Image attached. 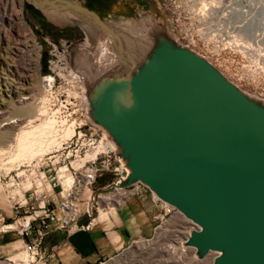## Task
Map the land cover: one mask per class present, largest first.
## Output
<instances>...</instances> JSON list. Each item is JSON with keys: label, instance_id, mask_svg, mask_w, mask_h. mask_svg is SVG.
Instances as JSON below:
<instances>
[{"label": "water", "instance_id": "water-1", "mask_svg": "<svg viewBox=\"0 0 264 264\" xmlns=\"http://www.w3.org/2000/svg\"><path fill=\"white\" fill-rule=\"evenodd\" d=\"M22 1L104 36L115 53L102 65L96 55L79 62L70 45L68 80L126 170L118 187L144 186L194 223L182 246L197 259L264 264V98L181 44L159 14L137 26L77 0Z\"/></svg>", "mask_w": 264, "mask_h": 264}, {"label": "rangeland", "instance_id": "rangeland-1", "mask_svg": "<svg viewBox=\"0 0 264 264\" xmlns=\"http://www.w3.org/2000/svg\"><path fill=\"white\" fill-rule=\"evenodd\" d=\"M152 1L154 4L153 9H146L144 11L141 9L139 12L141 17L135 19L137 26H140L143 18L150 19L157 17L159 14L161 23L173 37L181 44L189 46L199 54L208 57L232 81L235 80L225 66V55L221 54L219 58L214 56L211 53L212 43H216L222 39L231 41L233 39L232 37H235V41H240V43L253 48L256 47L255 42H257L258 47L264 50V0H229V2L226 0L225 6L219 5L220 8H215L214 6L211 7L212 9L214 8L213 10L210 8L207 11L202 10L203 3L200 0ZM205 1L209 2L211 0ZM21 2V16L25 27L18 25V16L16 14L13 15L10 10L12 8L11 4L6 0H0V98L2 94L3 98L9 101L12 98L16 100L20 97L35 94L34 99L36 103H40L43 98L41 87L42 76L49 71L48 63L51 59L52 44H55L59 51H64L67 60H69V55L76 51L74 49L73 52H70L69 46H80L86 43L88 37L81 28L73 30L63 27L49 18L35 15L25 2L22 0ZM4 12L6 15H4ZM105 18L107 17L105 16ZM114 18L115 23H124L127 20L122 15L114 16ZM212 34H215L214 39H212ZM228 36H231V38H228ZM34 42L36 47H32ZM74 55L76 58L80 57L79 54L77 55V52ZM11 57L13 58L11 59ZM14 80L18 83H15ZM30 84L35 85L37 88L33 91L28 90L27 88ZM7 87L8 89H6ZM245 89L243 87V90ZM9 95H11V98L8 97ZM259 97L264 98V96ZM0 110L8 111L2 115V119L10 117L12 118L11 120H14L26 116H21L17 113L12 114L11 109L9 110L6 105H2L1 101ZM1 120L0 125L6 122ZM1 129L5 128L1 127ZM37 161L38 159L33 163L35 164ZM27 165L25 163L20 169L0 173V214L5 216L3 210H10V203L8 201L9 194H21L20 189L10 187L16 174L19 176V173H21V177L16 179V182H20L23 189L28 188L26 185L30 186V173L33 171L32 169L27 171V169H30L27 168ZM36 172L39 173L38 169H36ZM111 176L112 173L108 171L102 172L93 186V190L96 191L108 184L112 178ZM106 211L99 210V213L101 214V212ZM6 218L10 221L13 219V215L10 218ZM195 228L196 225L194 223L186 219L176 210L174 214L159 226V229L156 230L157 234L152 239L149 241H135L119 256L104 263L212 264L215 257L214 253H210L212 256L209 254L204 259H197L194 249L182 247L181 242ZM160 233H164L167 236L163 234V237ZM12 238V236H7L5 239L11 240ZM179 241H181L180 244ZM168 246L176 247L178 252L176 251L169 255L168 251L170 249ZM22 250H15L9 255L0 256V259L10 258ZM172 257L175 259L176 257H180V260L176 262V260L171 259Z\"/></svg>", "mask_w": 264, "mask_h": 264}, {"label": "built area", "instance_id": "built-area-1", "mask_svg": "<svg viewBox=\"0 0 264 264\" xmlns=\"http://www.w3.org/2000/svg\"><path fill=\"white\" fill-rule=\"evenodd\" d=\"M214 38L215 34H212ZM255 43L258 51L240 41L222 39L211 44V53L217 58L225 55V66L242 89L245 87V91L251 94L264 96V50ZM52 46L49 71L42 76L44 103L41 105L59 122L60 128L61 122L73 120L74 132L71 137L61 140L60 147L51 150L35 164L27 165L30 168L27 171H33L27 189L16 182L21 176L15 175L10 187L20 189L21 194H9L13 219L8 221L0 214V233H16L23 239L27 261L14 262L6 258L0 259V264H48L51 255L41 250V244L50 228L56 227L67 233L85 228L78 226L81 205H84V215L93 221L101 205H106V210L116 208L128 197L147 189L141 185L126 189L118 187L126 177V170L116 161L115 148L105 132L87 120L81 90L68 80L66 53L59 51L55 44ZM104 171L112 173L111 180L101 189L93 190ZM53 192L59 197L58 202L54 200ZM105 192H112V199H105ZM166 206L170 217L176 210Z\"/></svg>", "mask_w": 264, "mask_h": 264}, {"label": "crops", "instance_id": "crops-1", "mask_svg": "<svg viewBox=\"0 0 264 264\" xmlns=\"http://www.w3.org/2000/svg\"><path fill=\"white\" fill-rule=\"evenodd\" d=\"M53 198L59 201L56 192ZM3 211L6 217L12 216L10 210ZM167 218L166 204L148 189L128 197L116 208L95 214L93 221L84 215V205H81L78 226L85 228L71 233L50 228L41 250L51 255L48 264H100L119 256L135 241L152 239ZM7 236L13 238L6 240ZM22 243L23 239L16 233H0V256L18 250Z\"/></svg>", "mask_w": 264, "mask_h": 264}, {"label": "bare ground", "instance_id": "bare-ground-1", "mask_svg": "<svg viewBox=\"0 0 264 264\" xmlns=\"http://www.w3.org/2000/svg\"><path fill=\"white\" fill-rule=\"evenodd\" d=\"M6 1H8L11 4L12 8L9 9L12 11L13 15L16 14L18 16V21H19L18 25L25 27V23L21 16V6H22L21 0L18 1L6 0ZM200 1L203 3L202 4L203 11L210 10V8L214 6L215 8L219 7V5L225 6V3L227 2L226 0H211L209 2H206L205 0H200ZM213 9L211 8V10ZM4 15H6L5 12ZM49 18L58 24H63L67 20L65 16H61V15H50ZM232 41L235 42V37L234 39H232ZM246 46L251 47L249 45ZM32 47H36L35 42L33 43ZM252 50H257V49L252 47ZM77 52L80 54L79 62H83V60L87 59L88 57H93L94 55H96L99 57V61L97 63L101 65L104 64V62L106 61L110 62L115 54L113 53V50L109 42L105 39V37L92 30H88V40L86 41V43H83L77 47ZM12 58L13 57H11V59ZM96 67L100 68V65H96ZM14 82L18 83L16 82V80H14ZM35 88H37L35 87V85L30 84V86L27 89L33 91ZM6 89H8V87ZM8 97L11 98V95H9ZM34 98H35V94L30 96L28 95L27 97H22V98L20 97L19 99L16 100H13L12 98L9 101H6L3 98V95L1 94V98H0L1 104L6 105L9 108V110L11 109L12 114L17 113L20 114L21 116L22 115H26V116L14 120H11L12 118L10 117H5L4 119H2L3 118L2 115L8 111L0 110L1 111L0 120L2 119L1 121H6L0 125V173L3 171L10 172L14 169L16 170L20 169V167L25 163L31 165L37 159L39 161L40 157H43L44 155L48 154L54 148L60 147L61 140L69 138L73 135L74 132L73 120H70L66 123L64 121L61 122V128H60L59 122L54 117L49 115L44 105H40V103H44V100L42 99L40 103L39 102L36 103V100ZM28 100L31 101L28 102ZM1 127H4L5 129H1ZM19 176H21V173H19ZM67 182H69V180H67ZM26 187H29V185H26ZM105 199H112V192H107V193L105 192ZM105 206L106 205L104 204L101 205L99 210L105 211L107 209V207L105 208ZM180 242L181 241H179V244ZM181 244H183V242H181ZM23 247L24 246L22 243V247L19 248L18 250L23 249ZM169 249H170L168 251L169 255L177 251L176 247L174 246H170ZM26 258H27V254H25L23 249L20 253L10 257V261L19 262V260L22 259L24 261H27ZM179 258L180 257L178 258L176 257L175 259L174 257H172L171 259H173L174 261L176 260L177 262V260H180Z\"/></svg>", "mask_w": 264, "mask_h": 264}, {"label": "flooded vegetation", "instance_id": "flooded-vegetation-1", "mask_svg": "<svg viewBox=\"0 0 264 264\" xmlns=\"http://www.w3.org/2000/svg\"><path fill=\"white\" fill-rule=\"evenodd\" d=\"M84 8L95 12L101 18L107 19L115 23L114 16L122 15L126 19H134L139 17L141 9L144 11L150 8L149 0H77ZM27 4V3H26ZM31 11L40 17H44L43 13L32 5H29ZM105 16L107 18H105ZM73 30L79 27H67Z\"/></svg>", "mask_w": 264, "mask_h": 264}]
</instances>
